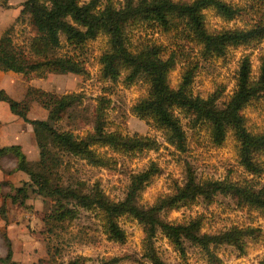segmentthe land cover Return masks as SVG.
I'll return each mask as SVG.
<instances>
[{
	"label": "trees",
	"instance_id": "16d2710c",
	"mask_svg": "<svg viewBox=\"0 0 264 264\" xmlns=\"http://www.w3.org/2000/svg\"><path fill=\"white\" fill-rule=\"evenodd\" d=\"M9 0H0V6H7ZM261 1L264 0H254ZM21 14L27 15L33 35L27 49L17 47L18 61H9L0 52V71H12L21 74L24 79L43 78L48 73H74L88 75L82 60L75 55L59 54L60 36L74 48L95 38L99 33L108 37L109 49L99 57L101 77L115 81L123 72L131 82L142 76L148 85L147 95L137 100L131 107V113L140 119L151 120L154 127L163 132L168 144L178 151H184L186 136L175 109L190 113L196 120L208 121L211 125L214 142L220 144L231 131L239 142L240 162L251 174H258L261 168L255 160V153L264 150V132L253 134L247 131L241 109L258 93L264 95V54L260 57L259 76L251 80V63L245 56L236 73L235 89L223 106H218L217 97L202 98L193 96L190 86L193 70L182 72L176 88L169 85V73L174 68V57L163 59L158 46H145L131 51L126 42L124 28L135 19L153 21L164 29L186 24L193 41L199 44L204 55L221 56L229 47L249 45L264 39V21L248 28H226L210 32L205 27L203 10L213 8L227 20L240 12V7L223 0H123L121 7L103 0H24ZM27 50V51H26ZM82 92L56 94L29 87L22 100H15L0 88V101L8 104L12 114L32 126L39 155L35 161L28 160L19 144H0V160L12 156L15 165L6 173L21 171L28 180L21 186L12 187V192L4 194L0 205V217L7 219V200L13 205L26 206L28 187L41 193L54 202L53 210L46 214V225L52 222L63 225L77 218L78 209L95 210L100 216L102 231L106 237L116 242L125 240V232L118 223L124 214L132 216L141 224L143 230L142 258L151 264H167L159 256L154 238L160 231L170 246L178 252L186 264L185 243L199 247L207 256L208 264H222L212 250L213 246L228 244L240 252L245 251V238L252 237L256 228L233 226L213 234L201 232V218H193L180 223L165 221L162 213L177 209L181 204L197 197L209 200L215 194L229 195L237 204H248L262 209L264 214V190H256L249 183H236L228 180L198 181L188 169L185 181L176 183L172 192L159 196L147 206L139 204L142 191L160 172L154 162L130 176V182L122 200H112L103 193L99 185L87 186L78 179L65 182L60 168L66 172L71 166L64 156L73 157L95 167H109L114 162L106 152L98 149L109 148L120 154H142L156 150L159 142L145 135H123L107 130L108 124L104 110L108 100L100 98L94 113L93 129L83 135L71 131H59L53 123L59 122L64 115L72 116L83 105ZM37 100L47 110L45 119H29L27 113L30 102ZM6 184L8 182L4 181ZM7 241L6 254L0 257V264H17L12 260V247ZM131 257V256H130ZM123 257H105L91 260L76 255L66 264H118ZM133 260L139 262L138 259ZM258 264H264V259Z\"/></svg>",
	"mask_w": 264,
	"mask_h": 264
},
{
	"label": "rangeland",
	"instance_id": "374dc122",
	"mask_svg": "<svg viewBox=\"0 0 264 264\" xmlns=\"http://www.w3.org/2000/svg\"><path fill=\"white\" fill-rule=\"evenodd\" d=\"M23 1L9 0L7 6H0V52L12 63L18 61L17 47L27 49L28 41L34 33L28 16L21 14ZM106 1L117 7L123 4V0H103ZM223 1L239 6L240 12L233 19L227 20L218 15L213 8L204 9L202 12L205 27L210 32L226 28H248L259 21H264V1ZM124 32L127 46L131 51L145 46H158L163 59L174 57L175 65L169 73L170 87L176 88L182 72L192 69L190 89L193 96L217 97L216 103L220 107L235 89L236 73L245 56L249 57L251 63V80L254 82L258 80L260 57L264 54V39L249 45L229 47L223 55L216 56L204 55L201 46L192 40L185 22H178L177 26L166 30L153 21L135 19L126 24ZM108 49V37L104 33H99L95 38L86 41L80 48L69 46L61 35L58 53L75 55L82 60L88 75L48 73L43 78L32 77L26 80L21 74L0 71V88L15 100H22L29 87L56 94L83 93V105L71 113L72 116L64 115L59 122L53 123L59 131H71L75 135L91 131L95 110L100 107L99 99L105 98L108 100L104 110L107 130L117 131L123 135L153 137L160 144L158 149L142 154H120L109 148L98 149L100 152H106L107 156L114 160V163L106 168L95 167L85 161L64 156L65 161L71 166L68 172L64 170V166L60 168V174L65 182L75 178L87 186L97 184L110 199L122 200L130 176L144 170L150 162H154L160 168V172L142 191L139 204L143 206L151 205L157 197L172 192L174 184H182L188 169L198 181L228 180L249 183L256 190H264V150L255 153V160L261 171L258 174H251L240 162L239 142L231 131L220 144H217L212 137L208 121L196 120L190 113L175 109V115L180 120L186 136L185 150L178 151L166 142L163 132L156 129L151 120L140 119L132 114L130 111L132 105L147 95V82L142 76L128 82L125 78L126 72L115 81L103 79L99 57ZM241 114L247 131L253 134L264 132L262 92L244 105ZM27 116L29 119H45L47 110L37 100H32ZM18 142L24 144L22 149L24 151L26 149L29 157H34L36 143L32 126L12 114L6 102L0 101V144ZM13 165L15 161L10 155L0 160V205L3 195L12 192L11 186H21L25 182L24 178H28L20 172L6 173L14 167ZM28 188L26 206L13 205L8 199L7 219L4 221L0 217V257L5 256L6 239H9L12 260L17 264H66L76 255L88 257L93 261L105 257H123L118 264H151L141 256L143 230L141 224L132 216L124 214L118 218V223L126 235L123 242L108 239L102 231L97 211L82 207H77V218L72 222L57 226L49 222L46 225L43 219L53 210L54 202L43 194L32 191V187ZM162 216L165 221L172 223L200 217L201 232L209 234L233 226L256 228L258 231L255 235L244 239L243 253L228 244L213 246L212 250L222 264H258L264 259V214L258 207L239 205L231 196L217 193L209 200L197 197L181 204L177 209L163 212ZM154 246L165 263L184 264L178 252L170 246L160 231L156 233ZM185 247L186 264H208L206 254L199 247L189 242L185 243Z\"/></svg>",
	"mask_w": 264,
	"mask_h": 264
},
{
	"label": "crops",
	"instance_id": "0c3cea01",
	"mask_svg": "<svg viewBox=\"0 0 264 264\" xmlns=\"http://www.w3.org/2000/svg\"><path fill=\"white\" fill-rule=\"evenodd\" d=\"M7 73V72H6ZM13 144H19L20 146H21V148L23 147L24 148V144L23 143H21V142H18V143H13ZM34 152H35V154H34V157H29L28 155H27V152H26V149H25V151L23 150V152H24V154L26 155V157H27V159H31V160H37L38 159V155H39V151H38V148L36 147V144H34ZM14 166V165H13ZM12 166V167H13ZM16 173L17 172H20V173H23V172H21V171H15ZM23 175L25 176L26 174L25 173H23ZM23 176V177H24ZM8 177H9V175H8ZM26 177V176H25ZM25 180L24 181H27L28 180V178H24ZM9 181V180H8Z\"/></svg>",
	"mask_w": 264,
	"mask_h": 264
}]
</instances>
